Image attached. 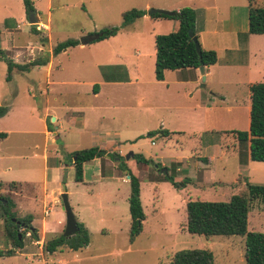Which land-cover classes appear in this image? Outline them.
Returning a JSON list of instances; mask_svg holds the SVG:
<instances>
[{"label": "rangeland", "instance_id": "obj_1", "mask_svg": "<svg viewBox=\"0 0 264 264\" xmlns=\"http://www.w3.org/2000/svg\"><path fill=\"white\" fill-rule=\"evenodd\" d=\"M29 1L37 12L39 22L48 25V31L40 23L34 28L39 31L37 34L30 31L22 0H0V106L7 107L6 114L0 118V132L6 133L5 139L0 141V182L4 184L1 195L10 197L6 191L9 183L32 181L35 183L30 184L33 189L29 184L24 186L21 189L22 195L34 190V196L41 198L44 137L41 133L40 114L44 113L47 106L56 109L62 105L74 107L89 104L93 83L102 81L100 68L94 71L90 65L94 60L101 59L112 51H115L118 60H125L129 65L128 83H125V73L122 70L112 72L101 68L104 76L111 77L113 74L112 78L122 85L114 88V92H108L111 105L103 103L102 98L99 99L100 106L110 108L84 112L85 130L77 131L75 127L65 123L64 130L57 131L61 133L71 130L78 133L79 138L71 148L79 150L94 146L96 141L90 138L91 132L95 136L116 131L121 132L120 138L126 136L134 140L132 148H129L128 141L123 142L120 139L118 142H123L120 144L121 150L140 154L152 161L158 158L159 162H167L178 156H202L201 144L208 137H214L220 146H224L221 151L211 150L215 183H210L204 189L191 186L175 189L164 179V173L161 172L163 168L158 171L153 165L131 161V174L140 182L139 201L144 214L141 232L131 242L128 235L130 221L127 210L129 184L116 180L110 183L96 181V178L92 177L95 175V169L92 167L96 164H87L85 167L86 184L75 183L74 171L70 168L65 172L64 191L66 195L69 192L67 200L75 220L85 223L88 244L76 252L63 247L52 254L44 253L41 247L42 256L47 257L45 264H167L172 255L181 249L209 250L214 264H244L243 236L206 238L186 232L185 203L189 200H228V195H221V192L226 190L220 189L218 184L221 181L229 182L235 177L236 156L230 152L232 146L237 148L240 154L244 153V149L237 145L231 132L246 131L248 128L247 89L241 84H226V77H220L216 69L212 70L211 76L204 77L203 86H200V75L197 81L178 83L179 71H165L162 82L154 80V36L174 32L177 29V21L153 19L145 14L146 16L135 20L129 26L121 28V13L130 9L144 12L149 9L169 11L157 7L159 0ZM171 1L179 5H196L197 18L206 14L202 9L208 8L207 14L212 18V22L211 26L207 27L206 39L213 48L229 50L249 37L251 53L255 54L257 62L264 63V35L247 34V0ZM251 5H264V0H252ZM107 27L120 29L112 39L100 46V49L93 48L94 43H97L94 41L86 46L76 45L68 48L65 53L53 55L54 65L59 66V70L53 72V79L62 82V85L56 83L47 88L46 71L36 66L23 71L13 68L9 78H6V53L13 60L17 54L22 63L26 64L27 60L47 55L49 48H54L65 40L78 42L80 38ZM235 32L237 34L232 35ZM44 39L46 41L43 43ZM41 45L42 52L38 50ZM217 53L220 58H225L229 52ZM243 54L237 53L238 60L244 58ZM210 77L213 85L208 82ZM255 80L264 83V77ZM209 88L221 94L223 100L211 97L213 104L202 119L203 111L199 106L205 94L210 93ZM102 90L107 91L103 87ZM108 94L104 93V99ZM139 98L142 101H139ZM125 106H130L131 110L123 109ZM191 108H195L194 112ZM100 116L103 119H98ZM126 116H129L130 125H125L122 121ZM47 120L50 122L51 117H46ZM158 129L175 134L165 140L157 136H146L147 132ZM61 148L62 142L58 140L50 149L60 152ZM48 158L46 165L50 169L51 156ZM155 162L153 163L159 164ZM173 165L175 164L168 167L167 173L173 175L178 182L184 177L181 172L173 171ZM47 174H50V171ZM241 174L242 178L249 176L251 184L264 185V168L251 170L249 175L245 171H241ZM62 176L63 173L59 180H62ZM61 184L62 181H59L56 185H50L49 189L56 186L61 193ZM241 189L239 187L234 192L237 193ZM60 193L58 196L54 193L58 200ZM22 201L16 198V203ZM13 204L15 205L14 202ZM53 206L62 213L60 204ZM19 213L21 216L31 213L35 218L42 215L41 206L38 204L31 210ZM247 231L264 233V204L252 203L247 216ZM49 238H44V241ZM24 239L30 238L24 235ZM5 249L6 240L1 230L0 252ZM37 259L12 255L0 257V264H41Z\"/></svg>", "mask_w": 264, "mask_h": 264}, {"label": "trees", "instance_id": "obj_2", "mask_svg": "<svg viewBox=\"0 0 264 264\" xmlns=\"http://www.w3.org/2000/svg\"><path fill=\"white\" fill-rule=\"evenodd\" d=\"M248 1L247 11V34L264 35V5H251L252 0ZM25 12L33 10L29 0H22ZM172 17L152 14L149 17L153 19H173L177 21V29L168 34L154 36V67L153 75L156 81H162L164 71H176L184 69H197L199 66L209 67L216 63V54L214 51H204L200 47L199 56L194 50L191 38L187 31H192L194 37V10L188 7L180 8L174 11ZM145 15L144 11L130 9L121 13V28L127 27L135 20ZM120 27L102 28L96 33L101 36L95 41L99 42L117 34ZM30 31L37 34L39 31L31 28ZM197 39V37H196ZM45 39L42 40L44 43ZM78 45L75 40H65L57 44L51 54L56 55L59 52ZM48 56H41L23 65H15L11 60L4 58L6 63L7 76L13 68L20 71L29 67L44 66L47 63ZM248 128L246 131H235L238 145L247 153L248 160L252 162L264 163V83L256 82L248 86ZM7 112V107L0 106V118ZM170 132L158 129L147 132V137L159 136L167 137ZM6 133L0 132V140L5 139ZM62 161L68 166H72L74 171L73 180L76 183L82 181V165L94 159L106 157L117 160L120 171L125 172L128 177L129 196L127 199V210L129 214V241L131 242L142 229L144 214L139 201V181L126 168L123 158L115 153L107 152L97 147H90L63 153ZM131 158L139 164L153 165L155 169L160 170L159 164H154L151 159H146L140 154H133ZM166 168L164 179L167 180L173 188H183L187 181L185 179L175 182L173 176L168 174ZM16 183H9L8 189H15ZM3 184L0 183V192ZM260 202L264 204V185H256L244 181L241 191L232 194L227 201L211 202L202 200H189L185 203V230L190 235L202 237L212 236H243L244 237V264H264V233L247 231V216L252 203ZM14 204L10 197L3 196L0 193V220L3 223L2 232L6 243L10 244L12 249H21L24 235L29 233V238L37 241V230L30 224L31 217H18L13 212ZM18 222L19 226L15 225ZM77 233L70 238H63L60 235L50 237L43 241L42 250L46 254H52L60 248H67L76 252L87 246L88 232L84 225L76 221ZM13 255L11 249L0 252V257H10ZM167 264H214L213 256L209 250L205 249H181L176 251Z\"/></svg>", "mask_w": 264, "mask_h": 264}, {"label": "crops", "instance_id": "obj_3", "mask_svg": "<svg viewBox=\"0 0 264 264\" xmlns=\"http://www.w3.org/2000/svg\"><path fill=\"white\" fill-rule=\"evenodd\" d=\"M208 1L212 2L213 0H208ZM157 7L167 9L169 11H177L183 7H190L191 9L194 10V13H195V22H194V32L195 33L194 34L200 43V47L204 51H208V50L216 51L215 54H217L216 63L214 65L209 66V67H203L204 77L207 78L211 76L212 70L216 69L218 70L219 72L218 74L220 75V77H222V75L226 77V84H230V85L241 84L247 89V91H248V86L250 84L256 83L255 79H260L264 77V63H261L260 61L257 62V59H255L256 58L255 54L251 53V50L249 49V37L242 40L241 44L238 42L234 48H230L229 50L225 49L223 51L220 48L218 49L213 48L207 42V39H206V36L208 35L207 27L208 26L210 27L211 22H212V18L209 17L207 14V11H208L207 7L202 9L204 10V12H206L207 15L204 13L205 15L203 14L201 18H197L198 9H197V6L194 4H190V5L180 4L179 5V4H175L171 0H159ZM212 7L213 6H211V8ZM34 11L38 19L37 12L36 10ZM163 20H167V19H163ZM39 23L40 22L38 20V24ZM43 26L47 28V31L49 30L48 25H43ZM213 32L214 30H212V33ZM235 34L237 33L235 32L232 35H235ZM109 39H112V37L99 41L97 43H94L93 48L100 49L101 48L100 46H102L103 44H106V42ZM78 47H82V46L78 44ZM38 49H40L39 51L42 52L43 46L41 45L40 47H38ZM52 49L53 48H49V50L47 51L48 53L47 63L44 66H38V68H44L46 71V75L48 79L47 88H50L56 83H59V85L63 84L62 82L53 79V72L59 70V66L54 65L53 57L58 55L59 53H65V51L68 48L59 52L58 54L54 56L51 54ZM217 51H221L222 54H224V52H229V53H227V57L220 58L218 56ZM3 53L5 54L6 51L4 50ZM237 53L238 54L244 53L243 54L244 58H242V60H238L239 58L237 57ZM4 57L11 60L12 63H14L15 65L24 64L22 63V59L18 57L17 54L15 55L14 60L11 58V56H8L7 53L4 55ZM116 57L117 55L115 51H112L106 55H103L101 59L94 60L91 63L90 66L93 68L94 71H97V69L100 68V74L102 76V81L98 84H96L97 82L93 83L94 85L92 86V90L90 91L91 102L89 104L83 105V106H74V107L62 105L56 109L55 108L50 109L47 106L46 108H44V113L40 114L41 121H42L41 133L44 137L43 154H42L43 164H42V172H41L42 180L40 184V188H41L40 190L42 192V196L40 199H37V197L34 196V190L29 194L22 195L21 189L24 186L29 184L31 189H33V186H31L30 184L34 185L35 183L34 182L32 183V181H30L29 183H25V181L22 183L17 182V186L15 189L6 190L8 194H10L11 200L15 203L13 212L18 217H26V216L31 217L30 224L33 228L37 230L38 240L34 241L32 239H28V240L23 239V245L21 249H12L10 244L6 243V249L4 251L11 249L13 251V255H20L24 259L35 257V258H38L37 261L40 262L41 264L47 263V257L44 258L41 253V247H42L44 238L52 237V236L54 237L55 235L61 233L64 227L63 226V216H64L63 211L61 210L62 213H60L59 210L54 209L55 206H53V204H60V199L58 200L54 196V193H56L58 196L60 191L56 186L51 187V189H49V186L56 185V183L61 181L59 180V176L62 175L64 166H66V171L72 168V166H68L67 164L63 163L61 152L67 154V153H71L74 151H78L75 148H71V147H74L73 145L75 144L76 139L79 138L78 133L73 132L71 130L70 131L68 130L67 132L62 131L61 133L57 131L60 129L64 130L63 124L65 123L72 125V127H75L74 129L77 131H83L85 130V126L83 122V116H84L85 111L87 110L96 111L100 108H106V107L110 108V106H100L98 104L99 99L102 98V100L104 101L103 103L107 102L108 105H111V100H110L111 97L109 96L108 92L110 93L114 92L113 91L115 90L114 88L119 87L122 84L121 82H118L116 79L112 78L113 74L111 75V77L104 76L101 73V68H105L106 70H109L112 72H114L117 69L122 70L125 73V81H126L125 83H128V76L130 73V67L126 63V61L122 59L118 60ZM18 59H20L21 61L17 62L16 60ZM30 61L32 60H27L26 62L28 63ZM153 67H154V61H153ZM176 71H179L178 83L186 84L192 81L199 80V74L197 75V69H184V70H176ZM136 72L138 73V71ZM157 82H162V81H157ZM208 82L210 83V85H213L211 77L208 79ZM102 87L107 89V91L102 90ZM209 92L210 93L205 94L199 106V108L202 109L203 111L201 115L202 119L206 117L205 115L208 112L209 107L213 104L212 100L210 99L211 97L218 98L219 100H223L222 95L216 92L215 90L209 88ZM104 93L108 94L105 98L107 99V101H105L104 99ZM140 100L141 98H139V101ZM247 102H248V99H247ZM140 103H143V102H140ZM111 108H114V107H111ZM130 108H131L130 106L123 107V109L128 110V111L131 110ZM191 110L194 112L195 108H191ZM248 110H249V106H248ZM54 111H58V112H54ZM46 117L47 119L51 117L53 121L51 120L50 122H53V124L50 123L48 120L46 121ZM128 117L129 116H126L125 118L122 119L125 125H130L129 123L130 119H128ZM98 119H103V117L100 116ZM168 132H170L169 136L163 137V138L160 137V138L164 140L169 139V137L172 134H175L171 131H168ZM233 132L231 133L233 134V137L235 138V134ZM89 136L91 139H94L96 141L94 146L92 147H97L107 152L117 154L119 157L123 158V162L126 168L129 171L131 170V161L133 159L131 158V156L128 157V159L130 158V160L125 159V156L129 154L133 155L136 153H133V152L126 153L125 151L120 149V144L128 141L129 143L128 147L132 148V145L134 144V140H132L133 138H126V136L124 138H120L122 137L120 131L111 132V133H103V134H98L95 136L91 132ZM120 139H122L123 142H118ZM58 140L62 142V148H61L62 150L60 152L59 150H51L50 148H52V145H54ZM201 146H202L201 147L202 156H197V154L190 155V157L189 156L188 157L178 156V157L172 158L171 160H168L167 162H164V160H162V162H159L158 158H154L153 162L156 161L155 163H159L161 167L160 169L162 168L165 169V172H166V168L168 169V167L171 164H175L173 165V171L181 172L182 177H184L183 179L187 181L183 189L187 187L190 188L189 186L200 187L204 189L206 188V186L208 187L210 183H215L213 179L214 165H213V155L211 153V150L216 149V150L221 151L224 146H220L219 141L215 140L214 137L206 138L205 142H202ZM79 150H82V149H79ZM230 152H232V154L236 156V159H235L236 168H235V174H234L235 177L232 178V180L229 182L221 181L218 184L220 189L226 190V192H221V195H228L227 199H229V197L235 193L234 190L236 191L237 189H239V187L242 188L244 186L245 180L248 183H250L249 176H247L246 178H242L243 176H241L242 175L241 171L243 172L245 171L247 175H249L251 170L264 168V163L252 162L248 160L247 153L245 150L243 154H240L238 149L232 146V149L230 150ZM49 155L51 156L50 159H51V165H52L50 169H48L49 166L46 165L48 164ZM87 164H96L94 167H92L93 170L95 169V175L93 174L92 177H95L96 181L110 183L111 181L116 180V181H120L121 183H128V177L126 176L125 172L120 171L118 168V161L117 160L111 161L110 159L103 157V158L91 160L82 165V181L79 182L81 184H86L84 180V173H85L84 170ZM48 171H50V174H47ZM173 180L175 181L174 176H173ZM139 185H140V182H139ZM36 189L37 188H35V190ZM68 194L69 192H67V197H68ZM16 198H18V200L20 201L23 200L22 203L20 202L16 203ZM37 204L41 206L42 215L40 216V218H35V216H33V214L31 213H27L23 216L20 215L19 211L31 210V208H33V206L35 208ZM50 214L52 217L50 216ZM83 225L85 227V223H83ZM2 227H3V223L0 220V232L2 230Z\"/></svg>", "mask_w": 264, "mask_h": 264}, {"label": "water", "instance_id": "obj_4", "mask_svg": "<svg viewBox=\"0 0 264 264\" xmlns=\"http://www.w3.org/2000/svg\"><path fill=\"white\" fill-rule=\"evenodd\" d=\"M145 14L147 16H150L152 14H160V15H164V16H168V17H172L175 12L174 11H166V10H160V9H149L145 12ZM26 20L27 23L29 24V26L31 28H35L38 25V19L35 15V11L34 10H28L26 12ZM187 35L189 38H191L193 46H194V50L196 52V54L199 56L200 54V46L199 43L196 39V37L193 36L192 31L188 30L187 31ZM101 36L100 33H94V34H88L82 38L79 39L78 44L81 46H85L89 43H92L94 41H96L99 37ZM198 73L200 75V79L202 84L200 86H203V81H204V71H203V66H199L197 68ZM51 120L53 121V119L51 118ZM131 156V154L126 155L125 159H128V157ZM65 172H66V166H64L63 169V176H62V184H61V193H60V204H61V210L63 211L64 214V227H63V231L61 233V236L63 238H70L73 237L78 229L76 226V220L75 217L70 209V206L68 204V200H67V195L64 191L65 187H64V180H65ZM162 173L165 174V169L161 170ZM13 222H15V220H12ZM16 226H19L18 222H15Z\"/></svg>", "mask_w": 264, "mask_h": 264}, {"label": "built area", "instance_id": "obj_5", "mask_svg": "<svg viewBox=\"0 0 264 264\" xmlns=\"http://www.w3.org/2000/svg\"><path fill=\"white\" fill-rule=\"evenodd\" d=\"M44 27V26H43ZM38 50H40V49H38ZM25 235H28L29 236V233H26Z\"/></svg>", "mask_w": 264, "mask_h": 264}, {"label": "bare ground", "instance_id": "obj_6", "mask_svg": "<svg viewBox=\"0 0 264 264\" xmlns=\"http://www.w3.org/2000/svg\"><path fill=\"white\" fill-rule=\"evenodd\" d=\"M46 28V27H45Z\"/></svg>", "mask_w": 264, "mask_h": 264}]
</instances>
